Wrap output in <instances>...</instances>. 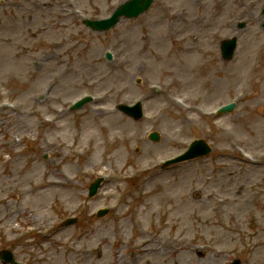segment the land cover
Returning <instances> with one entry per match:
<instances>
[{
    "label": "rangeland",
    "instance_id": "rangeland-1",
    "mask_svg": "<svg viewBox=\"0 0 264 264\" xmlns=\"http://www.w3.org/2000/svg\"><path fill=\"white\" fill-rule=\"evenodd\" d=\"M124 1L0 0V253L264 264V0H156L104 33L78 17ZM234 36L227 62L219 45ZM139 101L140 120L118 110ZM195 139L207 157L162 166Z\"/></svg>",
    "mask_w": 264,
    "mask_h": 264
},
{
    "label": "water",
    "instance_id": "water-1",
    "mask_svg": "<svg viewBox=\"0 0 264 264\" xmlns=\"http://www.w3.org/2000/svg\"><path fill=\"white\" fill-rule=\"evenodd\" d=\"M152 3V0H131L123 5H121L113 14V16L105 21L102 22H85L89 26H91L95 30H102V29H109L110 27H113L114 25L117 24L119 19L121 17H126V18H132V17H137L141 13H143ZM235 43L236 40L224 42L222 44V51L226 59H229L232 57L234 49H235ZM121 110L126 111L130 115H133L135 117L141 116V111H140V105H136L133 108L125 107L122 106ZM152 138H157L156 135H152ZM210 149L208 146L202 142V141H197L195 142L191 148L190 151L180 157V159H192L195 157L203 156L208 154ZM100 182H96L92 188H91V195H94L97 191V188L99 187ZM5 262L12 261L11 255L8 254L5 257H3Z\"/></svg>",
    "mask_w": 264,
    "mask_h": 264
}]
</instances>
